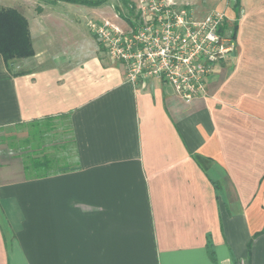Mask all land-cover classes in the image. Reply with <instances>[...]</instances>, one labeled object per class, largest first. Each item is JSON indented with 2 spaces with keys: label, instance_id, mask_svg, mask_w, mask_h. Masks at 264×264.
<instances>
[{
  "label": "crops",
  "instance_id": "1",
  "mask_svg": "<svg viewBox=\"0 0 264 264\" xmlns=\"http://www.w3.org/2000/svg\"><path fill=\"white\" fill-rule=\"evenodd\" d=\"M107 3L0 0L34 52L10 68L0 55V132L60 121L69 135L68 162L37 178L0 137V264H264V0L221 8L233 58L189 102L126 81L86 26L121 6Z\"/></svg>",
  "mask_w": 264,
  "mask_h": 264
},
{
  "label": "built area",
  "instance_id": "2",
  "mask_svg": "<svg viewBox=\"0 0 264 264\" xmlns=\"http://www.w3.org/2000/svg\"><path fill=\"white\" fill-rule=\"evenodd\" d=\"M134 8L136 18L130 22L115 15L128 23L127 30L107 18L86 21L108 57L124 66L128 83L156 78L189 102L204 92L216 66L233 58L235 40L223 28V10H210L197 20L189 4L173 0H139Z\"/></svg>",
  "mask_w": 264,
  "mask_h": 264
},
{
  "label": "trees",
  "instance_id": "3",
  "mask_svg": "<svg viewBox=\"0 0 264 264\" xmlns=\"http://www.w3.org/2000/svg\"><path fill=\"white\" fill-rule=\"evenodd\" d=\"M46 4L54 3L57 1L68 2L72 4H78L86 7L96 8L106 4L107 0H38ZM121 7L123 8L124 14L119 12V14L125 17L126 21L130 22V19L136 18L135 8L130 0H119ZM234 8L236 10V16H239V0H235ZM118 11V8H117ZM126 13V15H125ZM223 28H229L227 21L224 23ZM236 28L237 23L235 22L232 26V39H236ZM0 55L6 65L10 68V65L16 63L19 60L30 58L34 55L32 49V43L30 39V34L28 30V23L24 16L13 8H0ZM41 135L35 137L34 148L38 147V143L42 141ZM44 138V136H43ZM36 149V148H35ZM36 156L34 160L31 161L30 165L24 160L25 171L28 177L37 178L42 176H48L54 172L61 171L58 166L56 168L52 167L53 159L56 157L54 155L48 156L43 148L37 149ZM67 150H65L66 152ZM29 156V155H28ZM27 156V157H28ZM65 161H67V155L65 156ZM34 169L37 175H31L29 172ZM40 172V173H39Z\"/></svg>",
  "mask_w": 264,
  "mask_h": 264
},
{
  "label": "rangeland",
  "instance_id": "4",
  "mask_svg": "<svg viewBox=\"0 0 264 264\" xmlns=\"http://www.w3.org/2000/svg\"><path fill=\"white\" fill-rule=\"evenodd\" d=\"M1 1H7V0H1ZM27 1L28 3H33L34 0H27ZM130 1L134 5H137L139 0H130ZM173 1H176L177 4H182V5L189 4L190 8L194 11L195 18L197 20H201L205 15V13L209 12L210 10L213 9L221 10V8H224L228 3V0H173ZM111 3H113V0H108L107 5H110ZM112 11L114 10L112 9ZM118 12L124 14L125 11H123V8L121 6H118L117 13ZM117 13L113 12L112 16L109 19L113 23L121 27L123 30H127L128 23L121 18L117 19L115 17ZM60 124H61L60 121L59 122L44 121V122H37L22 126H16V127L14 126L8 132H3V131L0 132V137L3 136L9 138L10 143H12L16 147L15 149L18 151V153H20L22 157H24V160L27 163V165H30L31 161L34 160V156H36V153L38 152L37 151L38 148L35 149L33 147L34 144L37 142L35 141L34 138L37 137V135H42L38 137H41L42 143L46 145L45 146L46 148H43V150L46 152V155H48L49 157L52 155L56 157L52 161L53 163L52 167L56 168L59 164H61V162H66V163L68 162L65 161V156L67 154L68 148H61V143L64 139L69 138V135H68V131L63 130V125ZM52 142L53 144H55L56 148H52L50 146ZM69 149L71 151V148ZM65 150L67 151L65 152ZM70 160H72V158ZM29 173L31 175L38 174L34 171V169H31Z\"/></svg>",
  "mask_w": 264,
  "mask_h": 264
},
{
  "label": "water",
  "instance_id": "5",
  "mask_svg": "<svg viewBox=\"0 0 264 264\" xmlns=\"http://www.w3.org/2000/svg\"><path fill=\"white\" fill-rule=\"evenodd\" d=\"M234 55V54H233Z\"/></svg>",
  "mask_w": 264,
  "mask_h": 264
}]
</instances>
